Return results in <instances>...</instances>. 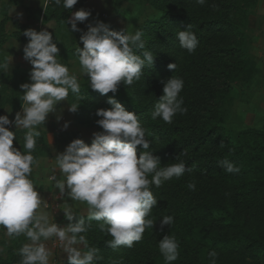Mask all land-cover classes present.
I'll list each match as a JSON object with an SVG mask.
<instances>
[{
    "label": "trees",
    "instance_id": "trees-1",
    "mask_svg": "<svg viewBox=\"0 0 264 264\" xmlns=\"http://www.w3.org/2000/svg\"><path fill=\"white\" fill-rule=\"evenodd\" d=\"M260 1L115 0L157 17L134 42L112 26L75 25L82 44L45 58L55 67L77 61L106 85L66 94L75 123L96 132L70 177L95 213L70 221L85 256L61 264H264V126L227 128L233 89L256 81L247 28ZM87 2L47 0L26 8V20L62 25ZM29 29L4 18L0 52L10 39L24 42ZM6 66L0 54V124L22 83ZM164 99L169 109L159 110ZM0 146L12 177L26 180L46 135L8 130ZM12 193L0 164V264H34L39 249L12 218Z\"/></svg>",
    "mask_w": 264,
    "mask_h": 264
},
{
    "label": "rangeland",
    "instance_id": "rangeland-1",
    "mask_svg": "<svg viewBox=\"0 0 264 264\" xmlns=\"http://www.w3.org/2000/svg\"><path fill=\"white\" fill-rule=\"evenodd\" d=\"M46 2L47 0H0V22L8 17L28 24L30 28L24 42L10 39L0 52L7 60L6 75H19L22 81L18 98L12 106L6 108L5 121L0 124V138L8 130L17 129L28 131L39 129L46 135L44 153L26 180L12 177L7 161L2 158L0 150V164L12 182L13 203L18 209L13 220L22 226L26 244L39 249L35 262L41 258L42 248L39 245L43 240L40 232L33 230L32 224L35 221L30 218V214L26 218L24 216L26 212L19 208L21 187L26 184V193L34 195V190H36L34 184L38 179L46 186L55 188L57 176L64 183L68 181L71 186L70 177L74 172V159L83 145L96 137V132L94 129L81 127L75 123L74 110L68 106L66 94L72 90L106 87L102 81L84 73L77 61L63 60L58 67H55L54 62L47 64L45 58L57 56L63 49L82 44L81 40H76L72 36V29L75 25H80L88 31L112 26L134 42L139 30L148 22V18L157 17L148 7H137L127 2L117 6L115 0H88L86 5L76 10L65 24L42 25L32 21L27 22L25 9L44 8ZM8 28L11 30L10 24ZM247 36L248 53L255 60L257 77L251 89H233L227 120V128L233 133L248 129L259 130L264 126V0L259 2L249 19ZM158 109L168 110V102L165 99L162 100ZM8 150L16 152L18 147L10 146ZM73 198L75 201H71L69 213L77 210L79 217H87L95 213L91 204L83 197L75 193ZM47 201L51 202L50 199ZM49 207H44V209L51 210L52 207ZM56 208L57 211L61 208V204ZM60 213L61 211L58 216H55L58 220L54 230L58 233L51 236L48 241L47 264L49 262L59 264L72 259H82L85 256L83 244L72 239L65 229L61 232L60 226L68 225L70 216H60ZM24 220H27V223H21Z\"/></svg>",
    "mask_w": 264,
    "mask_h": 264
},
{
    "label": "crops",
    "instance_id": "crops-1",
    "mask_svg": "<svg viewBox=\"0 0 264 264\" xmlns=\"http://www.w3.org/2000/svg\"><path fill=\"white\" fill-rule=\"evenodd\" d=\"M4 135V134H3ZM2 135V137H3ZM1 137V138H2ZM0 138V140H1ZM14 178V177H13ZM18 179V178H15ZM35 180H37L35 178ZM11 181V180H10ZM39 179L36 181V183L34 184L36 187V190H34V195H31L30 193H26V187L27 185L24 184L21 187L20 193H21V205L19 206V208L23 209L26 212V215H24L26 218L28 217V215L30 214V218L32 220H34L35 222L32 224L33 225V230H36L38 232H40L41 236H42V242H41V250H42V254H41V258L38 259V262L40 264H47V258L49 257L47 254V249L49 248L48 246V241L49 238L51 236H53L54 234H57L58 231L54 230L56 223H57V217L58 213L61 211V213L59 214L60 216H66L69 215V222L78 216V212L77 210L71 213L68 212V209L71 205V201L74 202L75 198V191L74 189L69 185L68 181L67 182H63L62 179L60 177L57 176V181H56V187L52 188L50 186H46L43 182H39ZM11 186H12V190H13V185L11 182ZM13 198L14 195L12 193V203H13ZM47 199H50V201H47ZM60 199V200H57ZM50 202V203H47ZM58 202V203H57ZM47 203V204H46ZM43 204V205H41ZM46 204V205H44ZM61 204V208H59L56 211V207L58 205ZM66 204V206H65ZM13 206L15 208V213H17V208L15 207V204L13 203ZM49 206L52 207V211L48 210L46 211L44 209V207L50 208ZM14 213V215H15ZM13 215V217H14ZM12 217V218H13ZM27 223V220L22 221L21 223ZM67 222V224L69 223ZM60 226V225H59ZM61 232H63V229H65V231L67 232V234L70 236L69 234V227L68 225H61L60 226ZM55 236V235H54ZM80 244V243H79ZM84 248V247H83ZM38 262H35L34 264H38ZM50 264V262H49ZM55 264H57V262H55ZM61 264V263H59Z\"/></svg>",
    "mask_w": 264,
    "mask_h": 264
}]
</instances>
